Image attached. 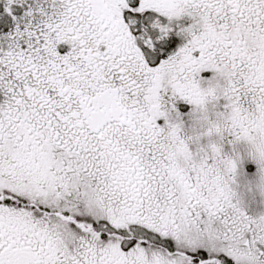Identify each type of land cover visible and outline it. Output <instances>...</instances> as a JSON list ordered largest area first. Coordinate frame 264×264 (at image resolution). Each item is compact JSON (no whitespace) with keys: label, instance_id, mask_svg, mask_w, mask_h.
<instances>
[{"label":"snow or ice","instance_id":"6c2138e0","mask_svg":"<svg viewBox=\"0 0 264 264\" xmlns=\"http://www.w3.org/2000/svg\"><path fill=\"white\" fill-rule=\"evenodd\" d=\"M0 264H264V0H0Z\"/></svg>","mask_w":264,"mask_h":264}]
</instances>
